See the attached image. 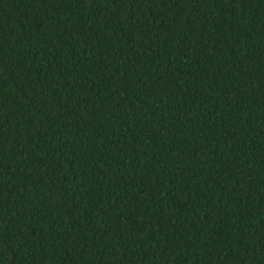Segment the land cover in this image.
<instances>
[{
	"label": "trees",
	"instance_id": "obj_1",
	"mask_svg": "<svg viewBox=\"0 0 264 264\" xmlns=\"http://www.w3.org/2000/svg\"><path fill=\"white\" fill-rule=\"evenodd\" d=\"M0 264H264V0H0Z\"/></svg>",
	"mask_w": 264,
	"mask_h": 264
},
{
	"label": "water",
	"instance_id": "obj_2",
	"mask_svg": "<svg viewBox=\"0 0 264 264\" xmlns=\"http://www.w3.org/2000/svg\"><path fill=\"white\" fill-rule=\"evenodd\" d=\"M11 260H12V257H11Z\"/></svg>",
	"mask_w": 264,
	"mask_h": 264
}]
</instances>
